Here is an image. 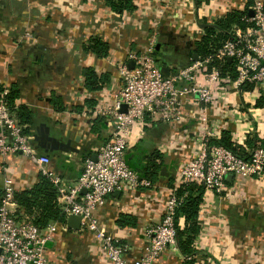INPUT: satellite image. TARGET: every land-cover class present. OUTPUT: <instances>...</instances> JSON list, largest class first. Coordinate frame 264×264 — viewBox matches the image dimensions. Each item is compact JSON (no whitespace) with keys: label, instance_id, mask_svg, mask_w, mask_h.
<instances>
[{"label":"crops","instance_id":"obj_1","mask_svg":"<svg viewBox=\"0 0 264 264\" xmlns=\"http://www.w3.org/2000/svg\"><path fill=\"white\" fill-rule=\"evenodd\" d=\"M200 1L135 0V10L116 13L105 0H0V85L8 90L17 86L19 96L14 106L30 109L32 136L35 126L45 123L54 135L78 148L76 153L57 151L49 155L31 140L39 154L50 157L49 168L63 185L75 183L83 154L94 153L108 135L110 123L106 118L99 133L91 131L95 117L88 111L113 99L121 85L117 64L129 63L130 51L142 49L155 30L157 62L171 72L190 61L195 41L203 34L202 20L198 23L194 19L195 10L202 8L203 21L211 23L228 10L243 9L254 0ZM26 31L30 37L24 36ZM95 37L108 44L105 57L85 50ZM187 40L192 45L189 48L183 44ZM89 68L106 75L101 89L85 87V70ZM53 97L62 109L53 103ZM256 100L255 95L242 97L229 91L217 99L218 111L213 108L210 113L219 112L213 117L220 119L224 129L229 111H239L240 121L228 123L232 130L242 137L243 127L252 126L254 136H264V107H256ZM238 101L239 110L233 108ZM198 107L189 108L195 113L183 124L157 121L134 127L126 154L144 166L148 155L158 151L165 168L160 170L161 178L150 187L116 190L95 211L108 231L125 244L124 256L129 263L142 255L146 230L163 214L168 180H175L189 159V137L202 124L197 118ZM6 175L12 178L16 192L40 180L36 163L21 153L0 159V189ZM139 175L142 178L140 171ZM226 181L228 187L221 194L203 190L198 212L200 231L194 238L191 260L185 259L177 244L163 250L154 264H264V179L248 177L235 183L228 176ZM121 214L130 216L135 224L120 226L117 220ZM178 220L179 227H185L184 219L179 216ZM45 253L48 264H111L89 233L67 224L52 233Z\"/></svg>","mask_w":264,"mask_h":264},{"label":"built area","instance_id":"obj_2","mask_svg":"<svg viewBox=\"0 0 264 264\" xmlns=\"http://www.w3.org/2000/svg\"><path fill=\"white\" fill-rule=\"evenodd\" d=\"M245 7L248 9L247 16L242 17L248 23L245 27L234 26L231 38L213 54L198 56L196 60L177 66L167 76L163 75L153 55L155 30L142 49L129 52L128 59L134 62L132 67H129L128 61L117 64L121 75L117 93L110 102L88 111L95 118H106L110 130L94 151L95 158L93 153L83 158L80 174L71 185H63L49 168L50 157L37 152L31 143L32 134L23 131L24 125L5 103L3 96L8 89L3 88L0 94V159L6 160L7 156L21 153L36 163L40 174L56 186V202L65 222L53 220L41 228L27 216L18 219L14 210L17 206L15 186L12 178L6 175L0 189V264H48L46 244L58 227L65 228L69 215L80 216L78 230L92 236L111 264H154L163 250L176 248L177 245L175 216L181 198L175 190L180 183H196L203 190L221 194L228 187V175L235 183L248 177L264 179V136H254L252 126L243 127L242 137L232 130L228 123L233 120L237 124L240 121L239 111H229L231 119H226L224 129L220 119L213 117L220 115L219 112L210 113L213 108L218 111L217 99L225 97L229 91L242 97L249 94L258 98L264 94V1L254 0ZM24 36L30 37V32L26 31ZM228 57L231 60H227ZM224 60L233 63L235 77L230 78L228 72L222 74L218 65L214 64ZM186 103L190 107L199 105L197 118L202 124L189 137V159L183 162L174 187L169 189L159 222L145 232L142 255L129 263L124 256L125 244L108 231L95 211L103 207L107 197L116 190L151 186L150 180L139 178V172L126 162V149L134 127L157 121L186 123L195 113L190 111V107L185 109ZM122 105H125L124 111L121 110ZM233 106L239 110L240 101ZM225 129L230 130L234 143L249 152L247 158L212 142ZM250 137L257 140L253 147L248 148L247 139ZM185 259H190V256Z\"/></svg>","mask_w":264,"mask_h":264},{"label":"trees","instance_id":"obj_3","mask_svg":"<svg viewBox=\"0 0 264 264\" xmlns=\"http://www.w3.org/2000/svg\"><path fill=\"white\" fill-rule=\"evenodd\" d=\"M135 0H105V4L116 13L131 12L136 9ZM201 1L196 0V4ZM251 1H248L249 5ZM248 9L233 8L228 10L220 18L211 23H207L205 20L202 21L206 24L203 27V34L195 41L194 51L199 57H205L213 54L217 48H219L225 41L231 38V31L234 26L245 27L248 23L242 19L244 15L247 16ZM86 51H91L98 57H105L109 52L108 44L98 37L92 38L89 45L85 47ZM153 55L158 59V50L154 47ZM218 65L222 74L228 72L230 78L235 77L236 73L233 68V63L227 60L223 62H215ZM86 81L85 87L90 90L101 89L103 84L106 82V75H98L93 69L89 68L85 70ZM252 88V87H250ZM3 91L0 85V94ZM19 96V90L16 85H12L8 92L3 96L4 101L7 104L9 110L14 112L18 121L24 125L23 131L25 133L31 132V125L33 124L32 113L29 108L20 106L15 109L14 102ZM53 103L59 104L58 107L62 109L60 101L53 97ZM94 104V101H88ZM256 107L264 106V94L257 98L255 102ZM104 118L96 117L93 121L91 131L99 133L101 126L103 125ZM256 137H250L247 139V146L251 148L255 144ZM213 143L223 145L230 149L235 154L247 158L249 152L246 151L242 146L236 144L231 139L230 130L225 129L221 132V136L218 139H212ZM264 147V139L262 140ZM84 157L88 156L89 153L83 154ZM130 154H125L126 162L128 166L136 171H140L142 178L148 179L151 182L157 181L161 178L160 170L164 164L162 155L158 152H152L146 159L144 166H139V163L129 158ZM40 180L37 184L29 189H24L19 192H15L14 197L17 202V211L15 215L18 219H23L27 216L32 223L39 227H44L48 222L56 220L59 223L65 222V217L61 213L60 207L56 202L57 189L56 186L49 180L48 177L40 174ZM175 180L169 179L168 186L174 187ZM176 194L181 198L178 207L176 208V240L179 249L184 253V256H191L193 251L194 238L200 231V222L198 219V212L200 210V204L202 201L203 187L196 183L183 184L180 183L176 187ZM184 219L185 227H179L178 217ZM117 223L120 226L134 225V220L125 214H121L118 217ZM189 260V259H188ZM191 260V257H190Z\"/></svg>","mask_w":264,"mask_h":264},{"label":"water","instance_id":"obj_4","mask_svg":"<svg viewBox=\"0 0 264 264\" xmlns=\"http://www.w3.org/2000/svg\"><path fill=\"white\" fill-rule=\"evenodd\" d=\"M252 15V12L250 11L249 13ZM206 24L201 23L200 27L203 28ZM157 49L158 46H155ZM198 58V54L193 51L190 55V60H196ZM227 60H231L230 57L227 58ZM133 61H129L128 65L129 67L133 66ZM175 68V67H174ZM160 70L163 73L164 76H167L169 74V67L166 65H160ZM121 110H125V105L121 106ZM33 140L36 143V146L40 149H42L44 152L48 153L49 155L51 153H55L57 151L61 152H78V148L73 147L70 145L69 140H64L61 136L54 135L50 131V127L45 124V123H39L38 125L35 126L34 133H33ZM95 158V154L93 153L92 155ZM162 169H165L164 167ZM230 176V175H228ZM227 176V177H228ZM139 178L140 175H139ZM66 224L68 227L72 229H79L80 227V216L78 215H69Z\"/></svg>","mask_w":264,"mask_h":264},{"label":"rangeland","instance_id":"obj_5","mask_svg":"<svg viewBox=\"0 0 264 264\" xmlns=\"http://www.w3.org/2000/svg\"><path fill=\"white\" fill-rule=\"evenodd\" d=\"M202 8H199V9H197V10H195L194 12H193V16H194V19L198 22V23H200V21L202 20L203 21V17H204V12H202V11H200ZM198 13H200L201 15H202V17H198Z\"/></svg>","mask_w":264,"mask_h":264},{"label":"flooded vegetation","instance_id":"obj_6","mask_svg":"<svg viewBox=\"0 0 264 264\" xmlns=\"http://www.w3.org/2000/svg\"><path fill=\"white\" fill-rule=\"evenodd\" d=\"M183 44H185V46L188 47V48H189L190 46H192L191 43H190V41H188V40H187V41H184ZM186 44H187V45H186Z\"/></svg>","mask_w":264,"mask_h":264}]
</instances>
